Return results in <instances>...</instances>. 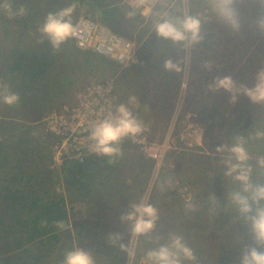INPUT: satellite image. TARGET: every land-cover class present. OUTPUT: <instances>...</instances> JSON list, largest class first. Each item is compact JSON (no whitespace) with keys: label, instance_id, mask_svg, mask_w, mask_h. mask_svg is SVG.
Masks as SVG:
<instances>
[{"label":"rangeland","instance_id":"rangeland-1","mask_svg":"<svg viewBox=\"0 0 264 264\" xmlns=\"http://www.w3.org/2000/svg\"><path fill=\"white\" fill-rule=\"evenodd\" d=\"M101 2L110 0H0V94L6 89L19 96L12 106L0 102V264H62L64 253L75 247L90 250L96 264H142L146 250L170 233L184 237L197 264H239L246 246H253L252 238L227 201L236 185L225 175L227 154L217 148L243 138L252 179L264 182V169L257 167L264 137L251 138L255 131L264 132V104L251 103L242 90L213 91L209 85L214 78L230 76L237 88L251 87L264 67V35L252 25L254 0H238L244 18L239 32L223 26L205 0H155L132 7L118 0L130 13L138 12L136 18H120L122 36L138 50L128 66L78 51L72 39L53 49L38 31L49 12L68 6L74 7L72 23L89 12L106 26L99 18ZM4 5L11 13L24 8L25 14H10ZM184 15L201 19L200 43L183 47L156 35V23ZM166 60L175 68L165 71ZM92 83H107L110 104L115 109L124 104L147 126L154 159L136 143L124 141L112 163L95 157L52 165L53 138L45 132L43 118L64 104L74 105ZM8 193L42 200L49 194L63 197L68 222L58 233L61 240L43 245L23 238L16 248L19 237L9 233L16 225L8 219L13 211L6 206ZM140 201L157 209L148 238L133 237L119 219ZM99 204L108 210L100 213ZM109 230L121 237L111 241L112 251ZM120 244L134 247L135 258L128 259Z\"/></svg>","mask_w":264,"mask_h":264},{"label":"clouds","instance_id":"clouds-1","mask_svg":"<svg viewBox=\"0 0 264 264\" xmlns=\"http://www.w3.org/2000/svg\"><path fill=\"white\" fill-rule=\"evenodd\" d=\"M145 0H136V6L143 5ZM206 7L219 22L231 31L239 32L244 25L241 5L238 0H205ZM253 6L257 14L252 19L255 30L264 35V0H254ZM4 9L10 14L24 15L25 9L20 8L11 13L9 5ZM73 6H68L56 12H49L38 31L46 37L53 49H59L69 39L76 37L77 30L72 23ZM148 11L144 9V14ZM132 13H129L131 15ZM156 35L172 44L191 47L203 39L201 35V19L197 16L184 15L172 19H165L154 26ZM165 71L175 68V65L166 60L163 64ZM213 91L224 90L230 93L243 91V94L253 104H264V67L260 68L251 87L240 86L237 88L230 76L214 78L209 85ZM19 96L8 92L6 89L0 94V102L12 106L17 104ZM144 131L143 125L124 104L116 107L115 113L92 126L90 131V152L98 156L112 158L121 154L120 144L126 137L140 135ZM264 137V132L255 131L251 138ZM218 152L226 153L224 164L225 175L231 177L235 188L228 192L227 201L236 212L237 216L247 226L252 238L253 246H246L241 253L239 264H264V182H254L252 179L253 168L248 163L250 157L245 147L244 139L238 138L227 145H220ZM257 167L264 169V155L257 159ZM190 207V206H189ZM122 223L129 226L133 237H150L158 220L157 209L150 203L140 201L129 205V209L119 217ZM61 230L65 224L57 222ZM152 239H158L151 237ZM110 239L119 242V234H112ZM121 250L128 259L136 256V249L120 244ZM62 264H96L92 252L88 249L75 247L64 253ZM142 264H197V257L193 249L187 244L179 233H170L168 237L157 246L144 253Z\"/></svg>","mask_w":264,"mask_h":264},{"label":"built area","instance_id":"built-area-1","mask_svg":"<svg viewBox=\"0 0 264 264\" xmlns=\"http://www.w3.org/2000/svg\"><path fill=\"white\" fill-rule=\"evenodd\" d=\"M125 2L130 7L136 6V0ZM145 2L146 5H151L155 0ZM73 25L77 35L72 40L80 50L113 59L121 65L128 66L135 60L138 51L135 43L98 24L91 13L78 16ZM108 93L107 83H92L77 95L74 105L64 104L43 118V128L53 138L50 153L54 167L63 166L67 161L80 164L86 159L103 157L90 152V131L95 123L115 113ZM142 125L144 131L140 135L126 137L122 142L136 143L148 157L154 159L155 153L150 151V143L146 142L148 128L143 123Z\"/></svg>","mask_w":264,"mask_h":264},{"label":"trees","instance_id":"trees-1","mask_svg":"<svg viewBox=\"0 0 264 264\" xmlns=\"http://www.w3.org/2000/svg\"><path fill=\"white\" fill-rule=\"evenodd\" d=\"M99 4L103 10L99 13V18L102 22L106 24V26L108 25L113 31L121 33V35L125 34V30L121 27L120 18L129 14L131 9L126 5L118 4V0H110L109 3L101 2ZM131 13L134 18L138 17L137 11H131ZM149 43L150 42H148L147 45ZM78 51L83 50L78 49ZM83 52L95 54L91 51ZM235 76L236 75H234V77ZM6 199H9V203H6V206H13L11 207L13 211L8 213V219L11 220L12 225H16V228L9 233H17L16 237H19L16 242V248L19 249L22 247L21 239L23 238L28 243L37 241L43 245H45L46 241L49 239H54L56 241L61 240L58 234L61 229L57 227V222L62 221L65 225L68 222L63 197L49 194L46 199L42 200L38 195L31 197L29 195L16 196L15 194L8 193ZM4 200L5 198H2V201ZM99 206L98 209L100 213L108 210L104 205L99 204ZM19 209L21 212H18ZM36 209L37 212L34 211ZM108 234H112V231L109 230ZM111 241V239H108L107 243L111 246L112 251L113 247ZM24 249L25 251L27 250L26 248ZM101 250L102 248L99 250L96 249L97 252Z\"/></svg>","mask_w":264,"mask_h":264},{"label":"bare ground","instance_id":"bare-ground-1","mask_svg":"<svg viewBox=\"0 0 264 264\" xmlns=\"http://www.w3.org/2000/svg\"><path fill=\"white\" fill-rule=\"evenodd\" d=\"M198 137V136H197Z\"/></svg>","mask_w":264,"mask_h":264}]
</instances>
